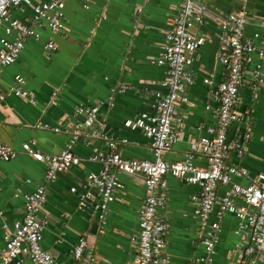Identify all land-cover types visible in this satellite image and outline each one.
I'll list each match as a JSON object with an SVG mask.
<instances>
[{
  "label": "crops",
  "instance_id": "1",
  "mask_svg": "<svg viewBox=\"0 0 264 264\" xmlns=\"http://www.w3.org/2000/svg\"><path fill=\"white\" fill-rule=\"evenodd\" d=\"M31 1L36 4L44 0ZM202 1L206 11L200 30L210 39L194 55L191 67L194 80L187 90L188 101L178 106L183 115L182 131L179 140L162 155L167 161L184 159L190 143L208 136L206 128L216 122L213 109L217 103L212 92L225 77L224 68L216 58L214 36L218 32V22L241 8L248 10L252 16L243 34L253 39L258 48L264 49V30L260 25L264 20V0ZM178 4L179 0H65L64 30L53 33L46 26L41 27L50 31L46 40L51 38L56 44L53 52L62 48L59 57L64 59L67 56L77 59L75 46H85L83 58L87 59L89 53L86 52L93 45L86 46L85 42H90L91 35L95 37L100 28L99 35L105 38V58L101 68L103 82L92 81L89 74L88 78L76 84L85 73L75 68L70 73L69 70L59 71L50 81L36 78L26 81L22 69L16 64L20 60L23 64L27 61L24 68L31 64L29 50L21 51L13 63L3 68L0 73V139L18 153L9 161H0V250L4 245L5 231L12 232L15 222L22 216L24 195L44 183V164L21 152V145L32 141L42 153H58L69 137L64 130L72 121L81 119L74 114L76 106L101 101L103 130L116 141H126L119 148L121 156L126 159H153L150 140L141 130L126 127L125 120L142 112H153V98L149 95L153 91L164 90L165 68L153 60L159 52L163 32L169 28V15ZM13 11L21 14V18H17L19 20L29 18L33 13L31 7H25L23 12L13 9L11 16ZM96 20L100 21L97 27ZM46 31L43 32L45 35ZM3 35L2 32L0 36ZM40 39L41 35L38 40L29 38L27 41L39 42ZM53 52H45L46 58L50 59ZM257 64L262 65L263 82L256 88L249 82L244 84L237 106L241 116L231 123L226 134L228 143L243 147V151L229 152L225 160L227 164L246 171V177L232 178L241 186H247L251 178L264 172V57L253 53L248 67L252 70ZM17 75L24 78L22 89L33 94L35 102L9 91ZM207 75L212 76V85L203 83ZM115 82L125 85L124 90L116 92L112 105L108 106L107 99L101 98H108ZM55 127L58 132L54 131ZM73 151L81 158V165L60 172L53 181L46 183L45 201L39 211V217L45 220L41 246L58 264H73V247L79 238H83L86 250L95 259L91 264H128L135 254L132 237L138 229L137 212L143 201V178L141 175H119L123 188L108 204L104 215L95 204L96 198L79 208L80 195L86 192L95 194L94 187L85 186L86 174L103 169L101 162L88 158L95 152L106 153L109 148L102 139H81ZM194 164L206 167L202 157H195ZM165 181L166 214L170 225L166 236L169 264H203L198 261L204 256L202 223L193 216L189 202V195L198 187L170 175L165 176ZM230 188V184L219 185L217 196L228 193ZM236 203L246 207L242 200ZM215 212L216 207L209 222H218L217 241L208 264H236L239 259L235 251L239 241L236 232L240 230L241 222L228 212L217 218ZM21 261V264H30L25 256Z\"/></svg>",
  "mask_w": 264,
  "mask_h": 264
},
{
  "label": "built area",
  "instance_id": "2",
  "mask_svg": "<svg viewBox=\"0 0 264 264\" xmlns=\"http://www.w3.org/2000/svg\"><path fill=\"white\" fill-rule=\"evenodd\" d=\"M64 6L65 0H44L36 4L31 0H0V29L4 34L0 36V73L5 66L15 61L29 38H40L37 28L46 26L53 33L64 30ZM25 7L32 8L33 13L29 18L19 20L11 16L13 9L23 12ZM139 10L142 12V9ZM205 11L202 0H179L169 15V28L164 30L159 52L153 60V63L165 68L162 82L164 90H156L149 95L153 98V112H142L125 120L126 127L141 130L150 140L153 159H126L121 156L119 148L126 141H116L103 130L101 101L74 108V114L81 119L72 121L64 130L69 137L58 153H42L32 141L21 145V152L44 164V183L24 195L21 218L15 222L12 232L4 233L0 264H21L22 256L27 257L30 264H58L41 246L45 220L39 217V211L45 201L46 183L53 181L60 172L81 165V158L73 151L79 140L97 138L107 144L109 151L95 152L89 156V160L101 162L103 169L86 174L85 186L94 187L95 194L86 192L80 195L79 208L94 202L96 198L95 204L104 215L108 204L123 188L119 175H141L143 178L144 195L137 212L138 229L132 237L135 254L128 264L170 262L166 251V236L170 230L164 193L167 175L198 187L197 191L189 195V202L193 216L202 223L204 256L198 258L199 262L209 263L217 241L218 222H209L216 207L217 218L228 212L241 222L240 230L236 232L239 236L235 249L239 256L236 264H264V172L251 178L247 186H241L234 183L232 178L246 177V171L225 162L229 152L243 151L240 144L233 146L226 140L229 126L241 116L237 109L241 90L247 82L253 88L263 82L262 65L257 64L252 70L248 67L253 53L264 57V49L258 48L253 39L243 34L252 16L248 10L241 8L218 22V32L214 36L217 42L216 58L224 68L225 77L212 92L217 103L213 109L216 116L214 126L206 128L208 136L199 137L190 143L184 159L167 161L162 158L180 138L183 115L178 106L188 101L187 90L194 80L191 71L194 55L210 39L200 30L204 25ZM260 25L264 30V20ZM43 49L46 53L55 51L53 39L48 38ZM24 82L22 76H15L14 85L9 91L24 100L35 102V96L22 89ZM203 83L212 85V76L207 75ZM124 86L116 83L110 88L108 106L112 105L114 94L124 90ZM54 131L58 132L59 129L55 127ZM17 153L0 139V161H9ZM195 157L204 158L206 167L195 165ZM224 184H230L231 188L228 193L218 197L216 189ZM237 200H242L246 207L237 205ZM72 257L73 264H91L95 260L86 250L83 238H79L73 247Z\"/></svg>",
  "mask_w": 264,
  "mask_h": 264
},
{
  "label": "rangeland",
  "instance_id": "3",
  "mask_svg": "<svg viewBox=\"0 0 264 264\" xmlns=\"http://www.w3.org/2000/svg\"><path fill=\"white\" fill-rule=\"evenodd\" d=\"M12 17L21 18V14L17 11H13ZM99 22V20H96L95 27L99 26ZM100 30L101 29L99 28L95 37H93V34L91 35L90 42H88V40L85 42L86 46L90 44L93 45L86 52L87 54L89 53V57L87 59L85 57L83 58L85 46L81 47L79 45L75 46V50H77L78 52L77 59L69 56H67L66 59H64L63 57H59V54H62L61 47L58 49L57 52H53L51 54L50 59H47L42 45L46 40L47 36L49 35L50 31L48 29L46 31L40 28L38 29V32L41 35L40 41L35 42L33 40H29L25 43V47L22 50V53L28 52V50L30 51L29 57L31 58V64L28 67L24 68L23 65H25L27 61H25L23 64L20 60L17 62L16 65L22 69L26 81H29L30 79L34 78L40 79L41 81H44V79L50 81L51 77L56 76L59 71L69 70L70 73L75 68V70L80 69V72L85 73L84 77L80 78L76 82V84H78L81 80L88 78L89 74L91 75L90 78L92 81L96 79L95 82H103V72H101V68L105 58V38L100 37ZM44 31H46V35L44 34ZM1 34L2 29H0V35ZM79 57H81V59H79ZM78 64L79 66H77ZM112 86H114V84ZM101 99L106 100L107 97Z\"/></svg>",
  "mask_w": 264,
  "mask_h": 264
}]
</instances>
